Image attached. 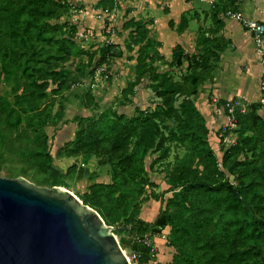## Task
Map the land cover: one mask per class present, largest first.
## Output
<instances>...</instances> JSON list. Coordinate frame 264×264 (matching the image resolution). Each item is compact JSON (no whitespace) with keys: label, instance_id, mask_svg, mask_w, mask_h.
Here are the masks:
<instances>
[{"label":"trees","instance_id":"1","mask_svg":"<svg viewBox=\"0 0 264 264\" xmlns=\"http://www.w3.org/2000/svg\"><path fill=\"white\" fill-rule=\"evenodd\" d=\"M238 1L219 0L211 13H204L212 27L205 29L201 23L194 53L182 45L172 50L171 61L165 64L181 75L179 80L160 72L159 43L146 25L130 20L124 27L130 31L127 49L138 48V57L135 81L123 94L128 98L138 86L156 82L161 104L133 117L113 109L93 117L75 116V138L55 156L75 164L61 174L53 166L55 157L45 133L47 126L61 119L53 114L55 106L58 103L62 111L65 94L83 83L88 70L94 77L98 69L122 58L123 51L112 43L92 53L82 51L77 44L79 28L63 22L71 16V0H0V84L17 82L15 91L20 92L14 105L0 97V175L5 157L11 156L19 168L6 170L10 179L23 177L39 187L66 189L74 176L79 181L89 178L93 185L79 199L115 235L134 237L129 246L120 244L123 250L138 253L141 264H154L155 252L153 244L140 241L162 234L175 252L166 264H264V117L260 115L264 89L261 101L249 111L235 112V129L220 131L221 159L211 147L210 130L195 102L200 89L215 80L226 50L221 36L225 16L242 11ZM100 4L103 10H114L112 0ZM200 19L197 13L191 19L183 14L177 32L186 33L191 22L199 24ZM169 27L174 29V23ZM73 58L80 59L74 71L66 67ZM86 100V108H97L90 95ZM220 105L227 108L229 103ZM167 121L174 123V129L162 127ZM232 136L234 143L226 146L224 139ZM171 146L184 150V155L177 154L167 164L168 189L158 194L143 162L150 152L160 154L156 164L163 162ZM80 159L83 165L94 159L110 168L111 183H97L98 175L80 167ZM150 201L159 204L153 223L140 218Z\"/></svg>","mask_w":264,"mask_h":264},{"label":"rangeland","instance_id":"2","mask_svg":"<svg viewBox=\"0 0 264 264\" xmlns=\"http://www.w3.org/2000/svg\"><path fill=\"white\" fill-rule=\"evenodd\" d=\"M71 1L73 3L71 16L63 19V22L68 21L79 28V36L77 38L79 48L82 51L92 53L104 45L112 43L120 47L123 51V57L114 60L110 67L103 66L98 69L94 77L89 76V72L92 70H88L83 83L65 94L62 111H59L60 105L57 103L53 114H59L61 119L57 124L49 125L45 129V133L49 138V150L54 157L59 148L65 143L74 140L77 130L74 118L77 115L93 117L108 109H113L119 114L133 117L137 111L151 112L161 104V99L158 98L155 91L156 82L147 81L146 84L138 86L128 98H125L123 94V91L128 88V84L135 81L138 57V48L135 47L133 52L127 49L130 41V31H126L124 27L130 20L147 26L150 31V37L159 43L158 50L162 59L157 62V67H159L161 73H171L175 80H179L181 75L165 64L171 61L174 47L179 43L188 53H194L199 35L198 29L201 23L205 29L212 27L210 18L202 17L203 15L200 14V17H202L200 19L201 22L199 24L193 22L190 25V30L184 34L185 36L181 37L182 34L177 32L183 13L188 11V9H192L193 5L191 3L194 0H112L114 1L113 6L116 10V16L115 21L108 26L96 18L97 12L103 10V6L100 4L103 0ZM215 3H212L211 9L209 5L206 6V3L202 6V3L199 11L211 13ZM262 3L264 6V0H262ZM194 4L196 7L200 6L198 1ZM238 4L239 8L250 11L252 8L249 9V7H255L248 0H239ZM192 12L191 10L185 13L189 19L194 15ZM224 21L225 26L221 36L225 40L226 50L221 54L217 64L215 80L212 84H207L201 88L200 94L195 100L197 108L203 115L210 130L209 141L211 147L220 159L222 155L220 154L219 133L228 123V114L225 111L227 108L220 105L221 101L234 102L238 104L237 111L247 112L252 104L261 101V92L264 86L262 82L264 68L257 60L251 36L249 37L246 29L238 23L229 21L226 18ZM170 22L174 23V29L169 27ZM82 59L85 62L87 61L86 56ZM78 62H80L79 58H73L66 67L74 71ZM18 85L17 82H2L0 84V97L4 98L10 105H14L17 95L20 94V92L15 91ZM87 95L95 99L97 108L94 105L89 109L86 108ZM179 103H176V106ZM260 115L264 117V110L260 112ZM162 127H168L170 131L174 129L175 125L172 121H167L162 123ZM169 131L166 132L170 133ZM234 141L235 136H232L226 141L225 145L229 146ZM177 154L182 157L184 150H176L174 146H171L167 159L163 162L155 163L160 154L154 152H150L144 160V168L149 173L151 180L158 185V188L155 189L156 193L159 194L168 189L166 185V166L168 163L175 161ZM5 160L6 165L3 167L1 178H8L6 170L19 168L11 156H6ZM77 163L90 173H96L98 175L97 183H111L110 168L99 166L94 159L85 163V165H83L82 159ZM74 164L75 160L57 159L55 157L53 166L61 174H65ZM151 167H153L152 171L150 170ZM28 181L31 182V180ZM67 185L66 190L77 197H81L89 192L93 182L89 178L79 181L77 176H74L67 181ZM150 192L151 190H148V196ZM158 210L159 204L155 201H150L144 205L140 218L147 223H153ZM116 237L125 246H129V243L134 238L127 233H120ZM151 239L155 249L153 263H169L175 252L168 247V241L163 236L152 237ZM124 251L126 254L130 253L129 249H124Z\"/></svg>","mask_w":264,"mask_h":264},{"label":"water","instance_id":"3","mask_svg":"<svg viewBox=\"0 0 264 264\" xmlns=\"http://www.w3.org/2000/svg\"><path fill=\"white\" fill-rule=\"evenodd\" d=\"M113 232L64 188L0 177V264H130Z\"/></svg>","mask_w":264,"mask_h":264},{"label":"built area","instance_id":"4","mask_svg":"<svg viewBox=\"0 0 264 264\" xmlns=\"http://www.w3.org/2000/svg\"><path fill=\"white\" fill-rule=\"evenodd\" d=\"M116 16V10H101L97 12L96 18L98 21L110 25V23H113L115 21ZM226 19L229 21H233L241 25L246 31L250 34L253 44L255 47V53L257 56V60L259 64L264 68V23L256 20L252 17H249L244 13L243 11H229L226 16ZM264 89V86L262 87V90ZM238 104H235L234 102L229 103L227 106V109L225 110L228 118V123L225 125L222 130L223 132H231L236 127V119H235V112L237 111ZM222 138V135L220 136ZM230 138V137H229ZM229 138L224 139V143L226 144V141ZM231 144V143H230ZM164 239H166L167 235L162 234ZM143 242L145 245L151 246L153 243L150 240L149 237H147ZM155 252V249H154ZM129 263L130 264H141V257L136 252H131L129 254H126ZM153 258H155V255H153Z\"/></svg>","mask_w":264,"mask_h":264},{"label":"crops","instance_id":"5","mask_svg":"<svg viewBox=\"0 0 264 264\" xmlns=\"http://www.w3.org/2000/svg\"><path fill=\"white\" fill-rule=\"evenodd\" d=\"M196 1H198V3H200V6L199 7H196L195 6V2ZM218 0H194L191 4L193 5V7H192V9H188V11H186V12H184L183 14H185V13H187V12H190L191 10L193 11L192 12V14H195V13H197L199 16H200V14H202L203 16L202 17H204L205 15H204V11H199V8H201L202 6H204V4L206 3V6L207 5H209L210 6V9H211V5L213 6V2H217ZM253 6H255V7H249V9H251V11L250 10H246V9H242V11L244 12V13H246V15H248L249 17H252V18H254V19H256V20H259V21H262V22H264V10H263V3H262V0H248ZM202 3H203V5H202ZM211 3V4H210ZM202 5V6H201ZM195 7V8H194ZM197 10V11H196ZM203 12V13H202ZM201 17V18H202ZM193 22H191V24H192ZM194 23H198V22H194ZM190 24V25H191ZM191 28V27H190ZM188 32V31H187ZM186 32V33H187ZM185 34V33H184ZM184 34H182L181 35V37H183V36H185ZM247 35L250 37V34L249 33H247ZM251 38V37H250ZM177 45H181V44H177ZM176 45V46H177ZM195 46H196V44H195ZM175 48V47H174ZM195 50V49H194ZM168 232H169V229H168ZM171 249V248H170ZM171 250H173V249H171Z\"/></svg>","mask_w":264,"mask_h":264}]
</instances>
